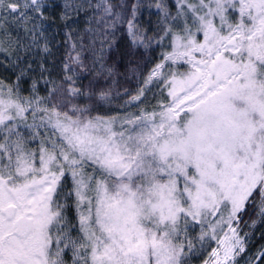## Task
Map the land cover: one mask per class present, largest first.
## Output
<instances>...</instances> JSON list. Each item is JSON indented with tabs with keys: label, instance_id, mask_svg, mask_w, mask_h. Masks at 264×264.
<instances>
[{
	"label": "snow or ice",
	"instance_id": "1",
	"mask_svg": "<svg viewBox=\"0 0 264 264\" xmlns=\"http://www.w3.org/2000/svg\"><path fill=\"white\" fill-rule=\"evenodd\" d=\"M0 264H264V0H0Z\"/></svg>",
	"mask_w": 264,
	"mask_h": 264
},
{
	"label": "rangeland",
	"instance_id": "2",
	"mask_svg": "<svg viewBox=\"0 0 264 264\" xmlns=\"http://www.w3.org/2000/svg\"><path fill=\"white\" fill-rule=\"evenodd\" d=\"M147 70H148L147 67L145 65L141 64V68L139 70H136L135 75H133V73L130 71V73H129L130 79L128 81V85L134 89L136 87V83H137L136 77L139 76L141 71L147 72Z\"/></svg>",
	"mask_w": 264,
	"mask_h": 264
},
{
	"label": "trees",
	"instance_id": "3",
	"mask_svg": "<svg viewBox=\"0 0 264 264\" xmlns=\"http://www.w3.org/2000/svg\"><path fill=\"white\" fill-rule=\"evenodd\" d=\"M257 238H259V233H257Z\"/></svg>",
	"mask_w": 264,
	"mask_h": 264
}]
</instances>
